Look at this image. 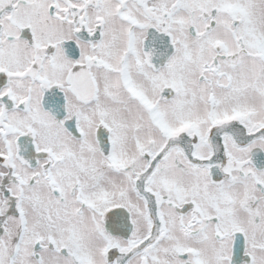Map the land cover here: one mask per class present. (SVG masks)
Segmentation results:
<instances>
[{"label": "snow or ice", "instance_id": "1", "mask_svg": "<svg viewBox=\"0 0 264 264\" xmlns=\"http://www.w3.org/2000/svg\"><path fill=\"white\" fill-rule=\"evenodd\" d=\"M0 264H264V0H0Z\"/></svg>", "mask_w": 264, "mask_h": 264}]
</instances>
